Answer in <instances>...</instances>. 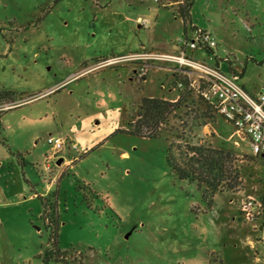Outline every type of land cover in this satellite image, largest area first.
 I'll return each instance as SVG.
<instances>
[{
  "label": "rangeland",
  "instance_id": "rangeland-1",
  "mask_svg": "<svg viewBox=\"0 0 264 264\" xmlns=\"http://www.w3.org/2000/svg\"><path fill=\"white\" fill-rule=\"evenodd\" d=\"M168 1L178 0H0V97L8 105L32 99L0 111V264H264V224L255 220L264 218V160L250 161L251 143L234 129L231 140L222 135L218 123L226 122L213 104L206 108L198 74L178 75L186 84L179 96L189 94L166 127L186 120L194 143L231 150L242 178L236 191L207 198L168 167L172 131L130 132L142 98L172 87L173 64L148 60L165 68L148 69L146 83L131 80L128 68L75 67L90 56L155 52L140 41L148 48L159 36L183 33L174 30L178 4ZM191 10L194 24L238 50L230 58L243 72L239 81L264 92V0H194ZM128 62L144 63L119 64ZM50 86L57 88L38 97ZM203 125L209 128L200 134ZM52 136L64 140L61 164L47 158ZM47 214L66 252L48 262Z\"/></svg>",
  "mask_w": 264,
  "mask_h": 264
},
{
  "label": "trees",
  "instance_id": "trees-1",
  "mask_svg": "<svg viewBox=\"0 0 264 264\" xmlns=\"http://www.w3.org/2000/svg\"><path fill=\"white\" fill-rule=\"evenodd\" d=\"M193 3L194 0H180L178 4V11L183 19L185 29L192 25L191 6ZM186 91L182 92L176 101L155 97L143 98L140 108L144 112L139 115L137 128L130 132L143 136L159 137L163 133L162 129L167 132L172 131V134L169 132L174 136L172 140L168 136L165 137L168 141L166 163L177 177L195 182L199 188H202L205 198L216 192L236 191L242 185V178L240 169L236 165L237 157L231 150L213 147L210 144L194 143V135L186 120L181 119L182 123L179 128L170 130L166 127L171 117L176 118L175 113L181 107V103L188 93ZM201 99L204 100L206 108L212 106L203 97ZM2 128L0 112V131ZM148 129L151 130L152 134L150 132L149 135L143 133V130L148 131ZM0 138L5 141L3 137ZM260 202L264 212V193L260 196ZM48 215L45 218L51 228L52 248L46 252V262L63 259L66 253L60 250L58 246V222L55 219H50Z\"/></svg>",
  "mask_w": 264,
  "mask_h": 264
},
{
  "label": "built area",
  "instance_id": "built-area-1",
  "mask_svg": "<svg viewBox=\"0 0 264 264\" xmlns=\"http://www.w3.org/2000/svg\"><path fill=\"white\" fill-rule=\"evenodd\" d=\"M179 43L195 49L199 46L213 47L216 42L210 34L198 31L192 40L179 38ZM130 60H143L142 66L136 70V75L144 77L149 66L148 60L167 62L179 67L184 73L190 71L198 74L204 84L201 94L205 100L214 105L217 112L234 127V133L250 141L252 152L260 154L264 149V92L252 95L238 83L234 75L228 74L217 66L196 60L187 55L184 50L176 52H135L119 56H110L98 60L89 69L95 70L105 66L118 65ZM179 87H186L178 82ZM9 105L0 104V111ZM52 148V156H56L64 147L61 137L48 138ZM251 202L244 204L247 208Z\"/></svg>",
  "mask_w": 264,
  "mask_h": 264
},
{
  "label": "crops",
  "instance_id": "crops-1",
  "mask_svg": "<svg viewBox=\"0 0 264 264\" xmlns=\"http://www.w3.org/2000/svg\"><path fill=\"white\" fill-rule=\"evenodd\" d=\"M179 1L180 0H178V1H168L167 4H168V6H176L177 4H179ZM136 3L144 4L145 0H136ZM162 5H166V3H163ZM176 9H178V8H176ZM207 9H208V7H205V10H207ZM176 14L178 16H175L176 25H175V29L174 30L175 31L176 30L179 31V30H181L183 28L184 32L183 33H178V35H176L174 37V39H170V38L165 37V36H159L156 40H154V41H152V43H150L151 45L148 48H147V45H146V41L142 40V41H140L141 42V46H142V48L145 51L175 52V51L184 50L186 52V54L191 56L192 58H194L196 60H199V61L206 62V63H208L210 65L217 66L222 71H224V72H226L228 74L234 75L236 77V80L238 81V83L241 84L243 86V88L247 92H249L250 94L257 95L258 93L261 92L260 89L259 90L255 89V88L251 89L250 86L246 82L241 83L239 81V78L241 77L243 72L240 71V68L236 65L235 61H232L231 58H230V56H236L234 53H235V51H238V50L231 48V44L227 40L226 36L221 38L220 35H218V33L215 31V34H214L215 37H213L211 35V38L216 42V45H214L213 47H207V46H203L202 45V46H199L198 48L192 49V48L188 47L187 45L179 43L178 39H179L180 36H183V38H185L186 40H192L197 35V32L200 31V30L203 31V32H207L209 34H211V31H207V27L206 26H202V29H200L193 22H192V25H189L185 29L181 14L179 13V11L178 12L174 11V15H176ZM193 15H194L193 11L191 10V18H193ZM158 17H159V12L156 13V18H158ZM141 19H142V17L139 15V16L135 17L134 20L139 22V20H141ZM143 19H144V17H143ZM145 25H146V23H144V22L142 24L139 23L138 24V28H142ZM112 52H115V51H112ZM112 56H119V55L113 54ZM107 57H110V56H90L88 58H82V59L78 60L77 62H75V67H79L80 73H83V72L85 73V72H88L90 70L89 68L94 63H96L98 60L103 59V58H107ZM89 59H93L94 61L91 62L90 64H87V61ZM224 64H227L226 67H225ZM172 66H173L172 67V71H173V73L175 75V79H174V81H173V83L171 85L172 87L166 88L165 85L162 84L161 87H162V89H164V92L162 94L150 93V94H147L146 96H144L143 98H145V97H147V98L148 97H155V98H162V99H166V100H170V101H176L179 98V93H178L179 89H178L177 78H178L179 74H183L184 72L179 67H177L176 65H172ZM85 67H86V70L81 71ZM112 67L116 68V70L122 69V68H128V70H129L128 71V75L130 76L129 78L132 80L133 78L137 77V75H136L137 65H134L133 63L128 62L127 64L123 63V64H119V65L108 66V68H112ZM118 67H122V68H118ZM151 67L152 68L153 67L160 68V67H164V66L159 65V63H150L148 68H147V70L150 69ZM93 71L94 70H92V72ZM75 74H77V72L69 73L66 76L68 80L62 79V81L66 80V81H63L62 84L66 83L71 78H74V77L78 76V74L77 75H75ZM147 76H148V73L145 74V76L142 78V80H140V82L146 83ZM137 79H139V78H137ZM46 88H48V89H46V91L44 93L40 94L38 97L52 92L57 87L56 86H54V87L50 86V87H46ZM165 89H167V90H165ZM166 91H167V94L165 93ZM31 100L32 99L21 101V102H17V103H12V104L9 105L8 108H5L4 110L10 109V107L13 106V105L15 106V105H18L20 103H24V102L31 101ZM7 103H9V102L5 98H1L0 97V104L1 105L7 104ZM4 110H2L1 112H3ZM224 121L226 123H224V122H219L218 123L219 129L222 132L223 136H227L226 139H230L231 140L233 138V134L231 132L234 129V127H233V125L231 123L227 122L225 119H224ZM1 124L3 126L2 118H1ZM208 128L209 127L207 125H203L201 130H199L200 134L206 133ZM57 137H59V136H57ZM243 139H244V141L248 140L246 138H243ZM252 155L256 158V160H254L252 158L250 160L251 162L263 163V160H264V149H263V151L260 154H258L259 157L258 156L256 157L255 154H252ZM53 157L54 156H52V152H51L48 155L47 158L50 159V158H53ZM56 157L58 158L57 161H59L60 164L64 161V153L63 152L59 156H56ZM61 159H63V160H61ZM47 169H51L49 164H47ZM0 188L2 189L1 181H0ZM259 192H260V194L258 195V199L264 193V190L260 189ZM259 201H260V199H259ZM255 220H257V221L262 220L263 224H264V218H262L261 216H258V219H255Z\"/></svg>",
  "mask_w": 264,
  "mask_h": 264
}]
</instances>
